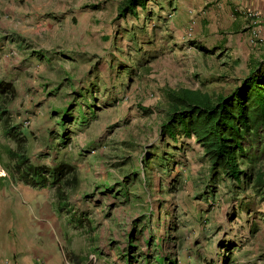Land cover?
Wrapping results in <instances>:
<instances>
[{"label":"rangeland","instance_id":"1","mask_svg":"<svg viewBox=\"0 0 264 264\" xmlns=\"http://www.w3.org/2000/svg\"><path fill=\"white\" fill-rule=\"evenodd\" d=\"M121 1L0 0V110L18 133L0 122V264H264V202L158 134L165 90L229 94L264 41L245 29L235 47L198 15L187 38L165 0L117 20ZM10 152L67 165L62 191L24 184Z\"/></svg>","mask_w":264,"mask_h":264},{"label":"trees","instance_id":"2","mask_svg":"<svg viewBox=\"0 0 264 264\" xmlns=\"http://www.w3.org/2000/svg\"><path fill=\"white\" fill-rule=\"evenodd\" d=\"M151 1L156 0H122L115 19L136 17L137 8L146 15V4ZM165 2L171 5L170 0ZM251 64L246 77L226 95H209L187 88L165 90L164 120L158 134L175 146L179 137L192 140L201 150L212 176L218 172L222 179L251 191L253 197L264 202V61H251ZM11 89L0 82V96ZM3 112L0 110L2 131L15 140V132L2 119ZM9 157L14 159L13 168L24 184L36 188L50 185L62 191L61 171L67 170V165L31 166L21 155L10 152ZM160 159L161 165L167 166L166 158ZM62 204L59 202L57 208ZM164 261L159 257L156 263L165 264Z\"/></svg>","mask_w":264,"mask_h":264},{"label":"crops","instance_id":"3","mask_svg":"<svg viewBox=\"0 0 264 264\" xmlns=\"http://www.w3.org/2000/svg\"><path fill=\"white\" fill-rule=\"evenodd\" d=\"M171 9L173 13H176L175 19L177 20H175L176 22L169 21L172 30L177 28L186 35L187 28L191 26V33L193 34V31L197 28V19H199L196 16L198 15L201 18L208 16L217 20L218 23L216 24L219 30L228 29L227 33L233 37L232 41L236 45L235 47H238L241 35L243 33L247 35L245 29H248V38L250 30L253 28L251 24L264 21V2L261 0H212L205 5L200 3L199 0H171ZM251 9H256L262 14L254 22L246 17V11ZM194 20L196 23H194ZM189 37L187 36V38ZM246 43L249 45L248 41ZM88 264H94V262Z\"/></svg>","mask_w":264,"mask_h":264},{"label":"built area","instance_id":"4","mask_svg":"<svg viewBox=\"0 0 264 264\" xmlns=\"http://www.w3.org/2000/svg\"><path fill=\"white\" fill-rule=\"evenodd\" d=\"M210 1H212V0H199V2L202 3V4H204V5L205 4H208ZM261 1L264 2V0H261ZM257 15H258V13L254 9H251V10L246 11V17L250 21H253L254 22L256 20ZM186 35L188 37L191 35V26H189L187 28ZM247 41H248V44L249 45L255 46V45H259V44L263 43L264 38L261 35H259V33L257 31H255V28H252L250 30L249 36L247 38ZM90 262L91 263L94 262V258L92 259L90 257L88 259V263H90Z\"/></svg>","mask_w":264,"mask_h":264}]
</instances>
